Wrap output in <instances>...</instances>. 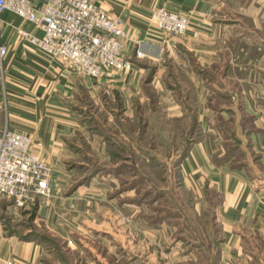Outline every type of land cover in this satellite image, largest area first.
I'll return each mask as SVG.
<instances>
[{
    "label": "crops",
    "instance_id": "crops-1",
    "mask_svg": "<svg viewBox=\"0 0 264 264\" xmlns=\"http://www.w3.org/2000/svg\"><path fill=\"white\" fill-rule=\"evenodd\" d=\"M94 2L120 17L126 32V53L133 56L137 48L145 56L134 58L130 71H108L98 79L87 78L64 59L47 58L30 47L17 31L31 30V25L9 12L2 13L0 43L8 51L0 74V130L7 127L30 136L31 150L50 165L62 190L70 172L67 163L86 152L77 143L86 137V127L77 123L73 112L76 103L110 90L113 97L127 94L128 109L142 87V93L152 97L146 101L149 109H160L164 103L165 111L178 120L185 117L193 127L191 144L169 154L182 175L180 187L196 194L191 205L198 208L197 215L204 206L212 207V229L192 232L196 245L187 251L190 260L194 264H264L261 24L254 19V34L246 32L248 25L241 19L246 7L241 4L236 11L239 20L217 22L216 0ZM160 6L187 15L185 36L171 38L157 30L152 13ZM216 31L221 37L215 36ZM131 141L134 144L133 138ZM126 148L128 153L129 146ZM80 190L73 187L63 198L56 192L47 203L39 202L36 213L45 211L52 223L62 209L63 224L68 225L73 214L80 216V197L76 195ZM0 203V264H51L45 258L52 249L5 223L8 214H14L12 221L19 220L20 209L10 200Z\"/></svg>",
    "mask_w": 264,
    "mask_h": 264
},
{
    "label": "rangeland",
    "instance_id": "rangeland-1",
    "mask_svg": "<svg viewBox=\"0 0 264 264\" xmlns=\"http://www.w3.org/2000/svg\"><path fill=\"white\" fill-rule=\"evenodd\" d=\"M256 1L216 0L214 17L217 22L239 20L236 11L241 4L246 7L241 18L248 25L246 32L254 34L256 19L261 24L259 36L264 37V0L261 4ZM228 7L232 11L224 12ZM215 36L221 37V33L216 31ZM142 90L136 91L128 109L127 94L113 97L110 90L98 97H83L73 109L77 123L86 127V137L77 142L86 152L69 160L65 189L57 193L63 198L73 187H80L76 194L80 216L73 214L66 225L62 209L52 223L45 211L37 214L39 202L47 203L55 193L16 206L20 209L17 221L11 220L14 214L6 216V224L52 249L45 258L49 263L194 264L187 254L196 245L192 232L212 229V207L204 206L197 215L198 208L191 205L196 194L180 187L182 175L174 157H169L191 144L193 127L185 117L178 120L165 111L164 103L160 109H149L146 101L151 96ZM51 176L56 179L55 174ZM63 227L65 237L61 236Z\"/></svg>",
    "mask_w": 264,
    "mask_h": 264
},
{
    "label": "built area",
    "instance_id": "built-area-1",
    "mask_svg": "<svg viewBox=\"0 0 264 264\" xmlns=\"http://www.w3.org/2000/svg\"><path fill=\"white\" fill-rule=\"evenodd\" d=\"M9 12L31 25L18 29L30 47L47 58H62L80 75L98 79L104 72L130 71L133 59L145 54L126 53V32L118 16H112L94 0H0V15ZM157 30L171 38L189 29L186 14L164 6L152 13ZM37 32H40L38 34ZM7 46L0 43V74ZM30 136L4 127L0 130V202L26 205L35 197L47 198L61 190L51 176L50 165L31 150Z\"/></svg>",
    "mask_w": 264,
    "mask_h": 264
}]
</instances>
